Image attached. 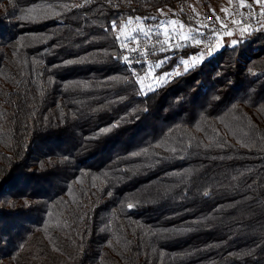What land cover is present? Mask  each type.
<instances>
[{"label":"trees","instance_id":"trees-1","mask_svg":"<svg viewBox=\"0 0 264 264\" xmlns=\"http://www.w3.org/2000/svg\"><path fill=\"white\" fill-rule=\"evenodd\" d=\"M189 1L0 0V264H264V30L114 58Z\"/></svg>","mask_w":264,"mask_h":264},{"label":"rangeland","instance_id":"rangeland-1","mask_svg":"<svg viewBox=\"0 0 264 264\" xmlns=\"http://www.w3.org/2000/svg\"><path fill=\"white\" fill-rule=\"evenodd\" d=\"M241 5H247V6L242 7ZM222 8L225 9L226 11H221ZM210 9H215V15L212 13ZM177 10L185 12L188 20L190 21V24H186L180 19H172V18L164 19V20L174 21L173 23H170L165 26L169 32L174 33L176 31H181L184 35H190V29L189 27H187L188 25H191V29L193 32L196 28V25H211L212 29H220V32L222 34L221 47L219 49H221L224 46L231 45V41L233 39H237V40L242 39L246 34L250 33L253 30L259 28L264 30V5L255 3L254 0H191L187 2L184 8ZM177 10H173V12H177ZM217 16H220V18L225 22V24L227 25L226 28H221V25L217 22ZM247 19L249 21L244 23V21H246ZM233 20L236 21L235 24H233ZM241 20H243V24H241ZM181 22H183V24L185 25V27H183L182 29L180 28ZM245 27H247V31L244 32L243 35H241V32ZM158 31L161 33L160 34L161 37L158 38L148 37L145 40V42L144 41L141 42V39L131 40L129 42L127 41V45L125 48L134 47L140 45L141 43L142 44L156 43L158 41L160 42V40L163 41L164 39L167 38L164 35H162L164 28H160L158 29ZM200 31L204 32L208 38H211L212 33L208 27H201ZM226 31H232L233 35L232 36L223 35V33ZM155 33L157 34L156 31ZM200 39L202 40V43L197 46L191 41L184 42L183 40L177 39L175 36H173L172 40H174L175 43L172 46L165 45L164 49L163 48L160 49L155 54L156 56L160 53H165L166 51H172V50L176 51V49L187 47L189 43H192V47L195 48L194 51L190 53L187 57L180 58L172 70L164 72V73H168V72L178 73V74H174L168 81H170L171 79H173L178 75L185 73L183 65H180L179 69H177L176 67L178 64H180V61L182 59L190 58L191 56H193V54L203 51L205 53V56L202 60L203 62L204 60L211 57L215 52L218 51L216 50L211 55H208L209 49L211 47L208 44V39H206L205 37H200ZM168 59L169 58L162 60L163 63L161 64V66ZM202 62H197L196 66L201 64ZM158 63L160 62L152 60V62H150L148 65V66H152L150 69V73L146 71V73L143 76H141V77L147 76L148 79H151L152 83L155 85V89L159 88L160 86L168 82V81L163 83L156 82L155 77L164 74L159 72L161 66L155 67V65Z\"/></svg>","mask_w":264,"mask_h":264},{"label":"snow or ice","instance_id":"snow-or-ice-1","mask_svg":"<svg viewBox=\"0 0 264 264\" xmlns=\"http://www.w3.org/2000/svg\"><path fill=\"white\" fill-rule=\"evenodd\" d=\"M255 3L264 5V0H254ZM242 7L247 6V5H241ZM65 7H67V5H65ZM212 11V13L215 15V9H210ZM158 11H160L161 13H163V9H159ZM221 11H226L225 9H221ZM173 15H175V12H173ZM27 17H21V19H26ZM144 19H155L154 17L151 18H143V17H137L136 20H144ZM132 21L129 20L128 23H131ZM174 21H170V20H164V21H158L157 22V28L156 29H149L148 31H144L143 35L147 38L149 36V32L151 31H156L157 35H160L161 33L158 31V29L160 28H164V31L162 33V35H164L165 37H167L166 39L163 40V45H171V41H172V37L175 36L177 39H181L184 42H188L191 41L192 43H194L195 45H200L202 43V40L200 39V37H205L206 39H208V44L211 46L208 52V55H211L214 51L219 50V48L221 47V39H222V34L220 32V29H212L211 25H196V28L194 30V32L191 29V25H188L187 27H189L190 29V35H184L181 31H176V32H169L167 30V28L165 27L166 25L173 23ZM217 22L221 25V28H226L227 25L225 24V22L220 18V16H217ZM236 21L233 20V24H235ZM241 24H243V20H241ZM117 27V25L115 23H113L111 25L110 30H115ZM183 27H185V25L183 24V22L180 23V28L182 29ZM201 27H208L211 30L212 36L211 38H208L206 36V34L202 31H200ZM247 31V27L243 28L241 35L244 34V32ZM223 35H227V36H232L233 32L232 31H226L223 33ZM131 40H137L138 36H133L130 38ZM117 40H119V44L121 48H125L127 45V41L125 40H121L120 37H117ZM241 41L237 40V39H233L231 41V46L235 47L238 45V43H240ZM159 43V41H158ZM192 43H189L188 46L191 47ZM162 45V47H163ZM183 46V45H181ZM141 56H143L144 54L141 53ZM122 56V62H124L126 65L129 66V68L132 71L133 76L136 78L135 82L139 85L140 88V92L138 94L140 95H146L148 92L153 91L155 89V85L152 83L151 79H148L147 76L141 77L140 75H138L139 73V69L136 68H131V65L133 63L135 64H141L143 63V61L141 59H139L138 57H129L128 55H123ZM205 56V53L203 51L198 52L193 54V56H191L190 58H186V59H182L180 61V64H178L176 67L177 69H179L180 65H183L184 68V72L187 73L188 71L192 70L197 62H202L203 58ZM115 59H120L121 57H114ZM74 62H78V61H67L66 63H74ZM163 62H160L158 64L155 65V67H160L161 64ZM152 66H146V71H148L150 73V69ZM251 71V70H249ZM174 74H178V73H174V72H168V73H164L161 74L158 77H155V80L157 83H163V82H167ZM113 79H119V77H114ZM86 87V85H85ZM116 125L113 124L110 127H106L104 129H100L98 130L99 132H103V133H107L109 131L112 130L113 127H115ZM160 145H157V147H159ZM173 153L176 152V149L173 148L171 150ZM134 155H140V153H135ZM242 175V174H241ZM236 177H233V179H235ZM210 193L208 191H204L203 195L205 197H207ZM127 207L129 209H132L134 207L133 204L129 203L127 205ZM152 235H159L161 238H164L165 233L160 232H153Z\"/></svg>","mask_w":264,"mask_h":264},{"label":"built area","instance_id":"built-area-1","mask_svg":"<svg viewBox=\"0 0 264 264\" xmlns=\"http://www.w3.org/2000/svg\"><path fill=\"white\" fill-rule=\"evenodd\" d=\"M249 20L247 19L245 22H248ZM175 43L174 40L171 41V45H173ZM163 41L160 40V42H156V43H147V44H143V45H138V46H134V47H129V48H123L119 57H121L119 60L121 63L125 64L124 62H122V56L123 55H128L129 57H138L139 59H141L143 61V63H149L153 60L155 54L160 50V49H164L165 45H163ZM143 53L144 55L141 56L140 54ZM134 64V63H133Z\"/></svg>","mask_w":264,"mask_h":264}]
</instances>
